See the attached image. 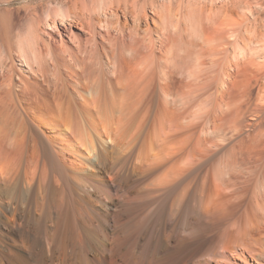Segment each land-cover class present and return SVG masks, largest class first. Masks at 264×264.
<instances>
[{"label":"bare ground","instance_id":"bare-ground-1","mask_svg":"<svg viewBox=\"0 0 264 264\" xmlns=\"http://www.w3.org/2000/svg\"><path fill=\"white\" fill-rule=\"evenodd\" d=\"M14 1L0 264H264V31L227 0Z\"/></svg>","mask_w":264,"mask_h":264},{"label":"rangeland","instance_id":"rangeland-1","mask_svg":"<svg viewBox=\"0 0 264 264\" xmlns=\"http://www.w3.org/2000/svg\"><path fill=\"white\" fill-rule=\"evenodd\" d=\"M67 1L68 0H19V1H14L13 2V6H19V3H22V2H24V3H26V2H33V3L34 2H41V3H43V5H44L43 7L44 8L46 6L48 7L49 5H51L52 7L53 6L54 7H58V6H60V3H66ZM215 1H216V4L219 5V3H221L220 1H223V0H215ZM227 1H228V4H229V9H230L229 10L230 11L229 13H231V12H234L235 13V14L234 13H231L234 17H236V19L234 18L233 20H238L240 22V24L242 25L241 27L243 29H244V27H246L247 29L245 28V30H248V34L252 33L253 30H257V31L259 30V31H261V33H262V30L264 31V0H231V1L230 0H227ZM169 2H171L173 6H176L179 3L186 4L187 2H198L197 4L200 3L199 5H202V4L204 5V4L207 3L206 0H158V3H165L167 5H168ZM176 9H178V8H175V10ZM236 11H237V13H236ZM148 14L151 15L150 11L148 12ZM231 14H229V15L231 17H233ZM244 20H246V21H244ZM243 23H245V24H243ZM262 34H264V32ZM263 37H264V35H263ZM263 37L260 39L262 42L264 41ZM260 40L258 42L260 45H258L257 42H256V44L253 42L254 45L252 46V48H251L252 50L251 51H253L255 49L254 50L255 52H259L260 53L259 55L262 54L261 57H264L263 56L264 55L263 54L264 51H261V49L264 50V48H263L264 45H262V44H264V42L261 44ZM260 59L262 60V58H260ZM261 60H259V61H261Z\"/></svg>","mask_w":264,"mask_h":264}]
</instances>
